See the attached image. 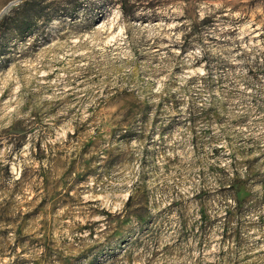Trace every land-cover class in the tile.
I'll return each instance as SVG.
<instances>
[{
  "label": "rangeland",
  "instance_id": "1",
  "mask_svg": "<svg viewBox=\"0 0 264 264\" xmlns=\"http://www.w3.org/2000/svg\"><path fill=\"white\" fill-rule=\"evenodd\" d=\"M126 12L0 0V264H264V0Z\"/></svg>",
  "mask_w": 264,
  "mask_h": 264
},
{
  "label": "trees",
  "instance_id": "2",
  "mask_svg": "<svg viewBox=\"0 0 264 264\" xmlns=\"http://www.w3.org/2000/svg\"><path fill=\"white\" fill-rule=\"evenodd\" d=\"M138 1V0H137ZM129 2V0H120V5H121V8L123 9V12L124 13H127L126 12V7H127V3ZM77 5V4H74V6ZM209 19H207V21L205 22H208ZM236 190V203L238 206H242V202H244V196H243V193H242V188L241 187H235L234 188ZM240 208V207H239ZM231 217L234 216V214L232 212H229L228 214ZM202 218L204 219V215L202 214Z\"/></svg>",
  "mask_w": 264,
  "mask_h": 264
}]
</instances>
